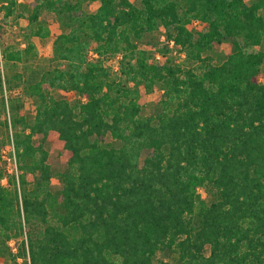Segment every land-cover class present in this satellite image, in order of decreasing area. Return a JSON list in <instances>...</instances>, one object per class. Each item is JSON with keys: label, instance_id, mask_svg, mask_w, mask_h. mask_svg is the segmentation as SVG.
<instances>
[{"label": "trees", "instance_id": "obj_1", "mask_svg": "<svg viewBox=\"0 0 264 264\" xmlns=\"http://www.w3.org/2000/svg\"><path fill=\"white\" fill-rule=\"evenodd\" d=\"M27 1L31 28L19 49L14 23L23 14L17 0H0L2 57L28 62L30 38H50L57 66L3 80L33 101L32 118L17 96L2 118L0 76L1 146L9 139L16 164V173L0 168V259L153 264L166 253L174 264H264V51L246 50L264 40V0ZM43 11L62 20V32L43 25ZM194 20L205 30L193 31ZM159 26L187 64L168 58L167 44L157 60L140 48ZM226 39L229 51L214 64L210 53ZM105 56H118V79ZM156 89V110L143 115ZM50 131L68 152L56 173L44 147Z\"/></svg>", "mask_w": 264, "mask_h": 264}, {"label": "rangeland", "instance_id": "obj_2", "mask_svg": "<svg viewBox=\"0 0 264 264\" xmlns=\"http://www.w3.org/2000/svg\"><path fill=\"white\" fill-rule=\"evenodd\" d=\"M134 5L140 6V0H130ZM247 3H251L254 0H245ZM95 5L93 3H88L84 5V10L86 12H92L94 11ZM16 9L18 12L23 14V17L19 18L15 21V26L18 28L16 30V35L13 38L14 46L16 48H24L26 46V42L28 39V35L30 33V28L28 25V21L26 19V16L31 12V6L30 3L27 0H17V6ZM264 13V11H263ZM40 20L43 23V25L47 26L48 28H51V31L53 33H58L59 31L62 32V20L58 17H56L55 14L50 13L48 11H43L40 14ZM193 31L196 29H202L205 30V25L203 23L198 22L197 20H194L192 22V25L190 27ZM30 41L34 44L35 50H34V58H32L28 62L23 63H14V62H6L1 54L0 50V76L2 81L5 80V78L10 77L16 72H30L32 70H49L53 68L54 66H57V62L51 61L49 58V52H50V38H39L32 36L30 38ZM229 43L230 39H226L223 44L210 53V55L213 57V63L219 64L221 63L228 51H229ZM167 44L168 48L170 49L168 52H166V56L170 58L175 63L180 64H187L184 59V54L179 53L176 48L173 47L172 41H168L166 37V30L159 26L156 30L152 31L151 33H148L145 35L143 42L140 44V48L147 49L149 53H151V58L157 60L161 56V49H163L164 45ZM247 51H257L262 50L264 51V40L262 41L260 46L255 47H247ZM89 58H95V54L93 52L89 53ZM103 63L106 66H109L112 77L114 79H118L119 71H118V56H105L102 57ZM60 67H63L64 65H58ZM261 78L264 79V60L261 65ZM3 97L5 99V108L2 113V118H9V110H8V99L13 96L20 97L22 100V110L28 116V118L33 117V101L22 94L19 88L13 89V91H9L6 89V85L3 81ZM51 93L56 98H66L70 101L75 99L77 97V94L75 92H67L64 93L61 90L58 89H51ZM160 90H154L152 94L148 95V99L146 103L143 104L142 108V114L143 115H149L151 113H154L156 110V100L157 96H159ZM1 130V129H0ZM43 136L41 134H36L34 136V140H40ZM2 140H5L4 134L0 133V168H2L5 172V174H11L16 173V164H15V158L13 154L12 146L9 142V139L6 138V141H4V144H2ZM44 147L48 151V163L50 164L52 170L54 173L62 171L66 167V161L68 158V152L63 147V142L59 139L58 134L55 131H50L46 137H44ZM3 183H6V178L2 179ZM61 184L58 181L56 177H53L51 179V190H56L60 188ZM199 193L201 194V197L205 200L209 201L211 196L205 192V190L198 188ZM14 241H11L10 244L13 245ZM205 253H208V247L205 249ZM20 261V260H18ZM169 262L171 264H174V259L172 256L166 254V253H158L155 257V260L153 264H163V262ZM0 264H12L9 257H5L3 259H0Z\"/></svg>", "mask_w": 264, "mask_h": 264}]
</instances>
